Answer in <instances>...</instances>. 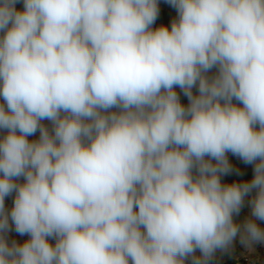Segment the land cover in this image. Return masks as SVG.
Segmentation results:
<instances>
[{"label":"clouds","instance_id":"clouds-1","mask_svg":"<svg viewBox=\"0 0 264 264\" xmlns=\"http://www.w3.org/2000/svg\"><path fill=\"white\" fill-rule=\"evenodd\" d=\"M166 3L170 28L158 0H0V264L264 243V0ZM228 153L251 180L222 183Z\"/></svg>","mask_w":264,"mask_h":264},{"label":"rangeland","instance_id":"rangeland-1","mask_svg":"<svg viewBox=\"0 0 264 264\" xmlns=\"http://www.w3.org/2000/svg\"><path fill=\"white\" fill-rule=\"evenodd\" d=\"M159 6V15L155 23L153 24V28L159 27L161 25L168 26L170 28L171 21L176 17L177 13L176 10L171 7L166 0H158ZM18 9H22V3H18L16 5ZM214 71V70H213ZM177 93L180 96L181 103L187 105L188 101L187 98L183 95L181 90L177 87ZM194 93L196 89H193ZM2 102V101H0ZM48 124L47 121L44 122ZM0 135H3L0 132ZM39 133L36 136L29 137V139H36L38 138ZM228 159L232 164L234 169H238L242 175H237L234 171L229 175H224L221 177L222 183H232V182H244L251 180L253 176V165H247L238 157L228 153ZM251 196L245 198V203L241 208L239 215L234 216V220L237 223L243 224V222L251 218V206L249 204ZM13 205V196H8L5 198V207L7 209H11ZM261 227H264V221H257ZM29 237L27 235L20 236L14 230L8 233V239L11 241L15 239L19 243H23ZM54 243L55 241H51ZM200 255L199 251L196 253ZM186 264H191V260H188ZM209 264H264V243H255L251 246V248L244 246L241 244L239 236L233 241L232 245L227 250H217Z\"/></svg>","mask_w":264,"mask_h":264}]
</instances>
